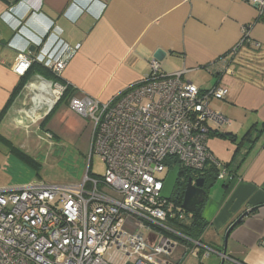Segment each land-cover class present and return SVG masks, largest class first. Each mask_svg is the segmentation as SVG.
Listing matches in <instances>:
<instances>
[{"label": "crops", "instance_id": "1", "mask_svg": "<svg viewBox=\"0 0 264 264\" xmlns=\"http://www.w3.org/2000/svg\"><path fill=\"white\" fill-rule=\"evenodd\" d=\"M256 18V9L244 0H0V111L19 79L11 69L17 53L29 52L30 46L37 51L36 41L46 32L70 46L79 45L60 74L61 82L73 88V96L100 102L141 82L153 53L163 50V72H182L185 82L202 90L214 86L227 90L224 100L212 99L209 107L214 102L211 109L230 121L221 126L208 123V150L220 164L218 170L221 166L230 170L231 180L216 178L209 183L201 208L206 226L196 239L221 251L198 260L191 253L192 242L172 236L176 246L167 257L177 252L173 261H167L192 264L180 256L189 252L196 264L215 260L221 264L222 259L223 264H264V13L260 22ZM244 27L251 45L233 53ZM209 64L211 68L205 69ZM213 69L221 73L219 77L211 74ZM201 73L211 76L213 84L202 83ZM37 82L50 83L35 76L24 91ZM21 98L10 106L0 130L7 121L19 128L40 127V116L54 105L37 113L33 103L25 106L28 92ZM77 118L82 117L70 111L68 101L62 102L44 131L63 136L77 128ZM256 132L259 135L252 139ZM218 180L220 186L213 190ZM253 208L232 228L223 256L227 229ZM189 215L181 222L187 223ZM169 224L178 231L173 222Z\"/></svg>", "mask_w": 264, "mask_h": 264}, {"label": "built area", "instance_id": "2", "mask_svg": "<svg viewBox=\"0 0 264 264\" xmlns=\"http://www.w3.org/2000/svg\"><path fill=\"white\" fill-rule=\"evenodd\" d=\"M244 1L256 6L258 15L264 13V0ZM46 35L36 41L35 59L60 76L79 45L70 46L55 33L44 40ZM246 37L244 27L238 47L249 41ZM33 60L29 52H18L12 72L23 76ZM149 67L141 82L107 102L88 96L68 100L70 111L90 122L89 158L95 154L103 163L102 176L90 174L88 165L79 183L34 180L0 189V264H173L160 256H169L176 246L172 236L188 238L168 222L174 205L161 197L163 183L176 166L201 172L220 165L207 147L208 123L230 121L209 101L224 100L227 90H201L185 82L182 72H163L154 59ZM49 86L54 104L65 86ZM216 178L231 180L230 170L222 167ZM188 241L198 260L216 253Z\"/></svg>", "mask_w": 264, "mask_h": 264}, {"label": "rangeland", "instance_id": "3", "mask_svg": "<svg viewBox=\"0 0 264 264\" xmlns=\"http://www.w3.org/2000/svg\"><path fill=\"white\" fill-rule=\"evenodd\" d=\"M200 78L202 79V83L209 86L213 84V80L210 81L211 76L205 73H201ZM47 86L49 87V85ZM198 86H201V84H198ZM51 88L54 90L53 86H51ZM25 93L27 92L23 89L18 98L20 99L22 97L21 100L24 99ZM19 99L17 101H19ZM214 105V102H212L210 105L211 108H214ZM45 108L46 105H44V109ZM43 117L42 115L40 116L41 119H43ZM76 120L78 123L77 128L59 137L51 135V133L44 131V129L39 130V125H32L31 127L29 126L28 129H25L16 127L14 124L7 121V124L1 128L0 134L11 142L12 147L34 158L39 162L40 166L38 168H30L21 161L19 157L11 153L9 145L0 141V189L23 186L34 180L52 185L79 183L88 165H90V174L102 176L104 172L103 163L95 154H92L89 158L90 122L85 118H77ZM29 122L30 121H27V123ZM48 135H50L51 138L48 137ZM253 135L252 139L259 134L256 132V134ZM220 170H222V166L219 167V171ZM218 186H220L219 180L215 181L212 187L213 190ZM170 216L174 217L175 214L171 213ZM186 217L184 213H179L178 215L179 221H182ZM151 231L153 234H156L154 229ZM148 237L149 233L146 231L143 232V239L148 240ZM149 244L153 245V240L151 238H149ZM211 247V249H213V246ZM216 249L221 250L220 247ZM176 252H174L171 257L160 256L159 259L173 261ZM110 254V251L106 252L105 258H108ZM181 254L180 256L183 257V259H187V263L196 264V262H198L194 257H189V252ZM211 256L214 257L213 253ZM206 262L207 261H204L203 264H209ZM215 264L220 263L219 261L216 263L215 260Z\"/></svg>", "mask_w": 264, "mask_h": 264}, {"label": "trees", "instance_id": "4", "mask_svg": "<svg viewBox=\"0 0 264 264\" xmlns=\"http://www.w3.org/2000/svg\"><path fill=\"white\" fill-rule=\"evenodd\" d=\"M262 16H263V14L262 15L257 14L256 22H260L262 20ZM47 37L48 36L46 35L44 37V40H46ZM250 43H251V41L249 40L239 47H238V45H236L235 50L238 51L243 46H250L251 45ZM37 52H38V50L30 53L31 58H34V60L31 62L30 67L26 71V73L23 76L19 77L18 82L16 83L15 87L13 88L12 92L10 93L9 98H8L4 108L0 111V124H1L2 120L4 119L6 113L8 112L10 106L18 98V96L20 95V93L24 89L25 85L27 84V82L32 77L39 76L42 79H44L45 81H49L52 83H58L60 85L65 86V90H64L62 96L56 101V103L53 105L51 110L41 120L40 127H39V129H41V130L45 129L46 124L48 123L51 116L55 112L56 107H58V105L62 102H67L69 100V98L73 96L74 91L70 85H68L66 82H61L60 76H56L54 73H52V71L50 69H47L46 67H44L43 63H41L35 59V57L37 56L36 55ZM211 66H212V64H209V65L205 66L204 68L209 70L211 68ZM211 71H212L211 74L215 77H219V75L221 74L220 72L216 73L218 71H215L214 69ZM221 136H223V135H221ZM246 136H244L243 139H245ZM0 141L9 145L10 151L12 153H14L17 157H19V159H21V161H23L30 168H38L40 166L39 162L36 161L34 158L27 156V155L19 152L18 150H16V148L12 147L11 143L8 140H6L1 134H0ZM225 166H229V164H225ZM234 167L236 168L237 166L234 165ZM218 171H219L218 166H213V165H209V168H207V170H205V168H204L201 172H191V171L183 169V168H180V170H179L178 181L176 183L172 197L170 199V202H172L174 205L171 213H174L175 216L174 217L170 216V212H169L168 213V222H171V223L173 222L175 224L176 229H178V231H180V233H184L183 235L186 236L189 240L197 241L196 239L204 230L206 223H205L204 219L201 217V208H202L203 204L200 205V210L198 211L197 214H193V215L188 216L189 221L187 223L181 222L178 219V214L180 212L184 213L183 211L178 209V207H180L181 202H182L183 191H184V188L186 185V181L188 178H196V177L197 178H203L204 179V186L206 188H208L209 183H212L216 179ZM174 211H176V212H174ZM184 214H186V213H184ZM186 215H188V214H186ZM173 237H175V236H173ZM175 238H177V237H175ZM179 241H180V239H179ZM181 241L183 243H185V240H181ZM186 241H188V240H186ZM209 248H212V247L210 246ZM213 249L215 251H221V250H217L216 247H213ZM202 253L203 252L200 251V254H202Z\"/></svg>", "mask_w": 264, "mask_h": 264}, {"label": "water", "instance_id": "5", "mask_svg": "<svg viewBox=\"0 0 264 264\" xmlns=\"http://www.w3.org/2000/svg\"><path fill=\"white\" fill-rule=\"evenodd\" d=\"M256 9V6H253ZM29 52H33L34 46H30L28 48ZM166 53L161 50L157 49L153 53V59L157 62L161 63L163 59L165 58ZM55 104V102H54ZM52 108V107H51ZM179 170L180 168L176 166L173 168L166 176L162 191H161V197L169 201L171 199V196L173 194L174 188L176 186V183L178 181L179 177ZM209 188V187H208ZM206 187L204 186V179L203 178H196L193 180V178H188L186 181V185L183 191V198L180 205V209L188 214H197L200 210V205L204 202V196L206 193ZM254 210L251 209L248 212H244L226 231L225 239H224V246H223V256L226 254V242L228 239V235L231 232L232 228L238 224L245 216H247L250 212ZM224 259H222L221 264H223Z\"/></svg>", "mask_w": 264, "mask_h": 264}, {"label": "bare ground", "instance_id": "6", "mask_svg": "<svg viewBox=\"0 0 264 264\" xmlns=\"http://www.w3.org/2000/svg\"><path fill=\"white\" fill-rule=\"evenodd\" d=\"M26 90L29 93V100L25 106L30 107L33 103L34 109L37 113H46L47 107L52 105L50 97L55 94L54 90H52L50 86L48 87L46 84H42L40 82L38 84H28ZM44 105H46L45 109Z\"/></svg>", "mask_w": 264, "mask_h": 264}, {"label": "clouds", "instance_id": "7", "mask_svg": "<svg viewBox=\"0 0 264 264\" xmlns=\"http://www.w3.org/2000/svg\"><path fill=\"white\" fill-rule=\"evenodd\" d=\"M11 9H12V8H11ZM9 12H10V11H9ZM16 29L18 30V28H15V31H17ZM46 33H47V32H46ZM46 33H44V35H45ZM44 35H43V36H44ZM55 35H56V37H57L58 39H61L60 36H58L57 34H55ZM40 38H41V37H40ZM9 44H10V43H9ZM9 44H8V46L10 47L11 45H9ZM55 103H56V102H55ZM52 105H53V104H52ZM52 107H53V106H52ZM50 109H51V108H50ZM193 180H194V179H193Z\"/></svg>", "mask_w": 264, "mask_h": 264}]
</instances>
